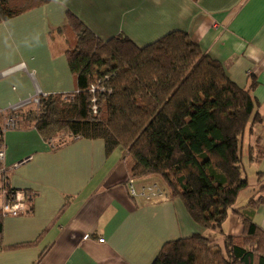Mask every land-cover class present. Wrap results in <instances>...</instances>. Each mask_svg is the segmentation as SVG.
Returning <instances> with one entry per match:
<instances>
[{
	"label": "crops",
	"instance_id": "crops-1",
	"mask_svg": "<svg viewBox=\"0 0 264 264\" xmlns=\"http://www.w3.org/2000/svg\"><path fill=\"white\" fill-rule=\"evenodd\" d=\"M70 14L100 40L122 35L138 48L184 32L237 87L254 83L263 123L253 138L245 134L248 186L231 209L259 195L264 153L251 162L248 148L264 134V0H44L0 22V114L36 94L76 92L68 45L59 33ZM2 131L8 186L29 200L28 213L3 217L0 264H153L168 242L199 234L221 245L224 236L243 233L230 210L222 234L195 223L179 199H145L139 194L144 186L166 191L156 176L134 179L138 193L130 196L125 151L107 155L101 139L53 143L30 117ZM247 215L264 231V203Z\"/></svg>",
	"mask_w": 264,
	"mask_h": 264
},
{
	"label": "trees",
	"instance_id": "trees-1",
	"mask_svg": "<svg viewBox=\"0 0 264 264\" xmlns=\"http://www.w3.org/2000/svg\"><path fill=\"white\" fill-rule=\"evenodd\" d=\"M43 1L0 0V22ZM66 32L72 36L65 38L66 56L76 92L41 98L30 118L42 138L101 139L107 155L123 149L129 179L158 177L169 199H179L205 229L223 234L229 210L239 216L241 236H224L221 245L199 234L168 242L153 264H264V231L247 215L264 203V187L245 207L231 209L248 186L245 134L263 123L254 83L237 87L181 31L138 48L122 35L100 40L70 14L59 33ZM260 142L257 137L248 148L249 161L262 157ZM3 217L0 211V251Z\"/></svg>",
	"mask_w": 264,
	"mask_h": 264
},
{
	"label": "built area",
	"instance_id": "built-area-1",
	"mask_svg": "<svg viewBox=\"0 0 264 264\" xmlns=\"http://www.w3.org/2000/svg\"><path fill=\"white\" fill-rule=\"evenodd\" d=\"M95 91H96V87L91 86L90 92L93 93ZM40 96H41L40 94H36L35 96L29 98L28 100L15 104L8 110L17 111L29 105H34V104L38 105ZM94 108L95 107H93V109ZM14 125L15 123L10 121L8 122V124H6V127H13ZM50 141H52V139H50ZM3 156H4V153L1 147L0 148V165H1L0 176L3 175V177L6 178L7 177L6 170L2 166ZM127 184H128L130 196L132 197L136 196L138 192L134 187V180L128 179ZM139 194L145 199H149L150 201H160V200L166 199L167 197L169 198L167 191L160 190L155 185L142 187ZM0 196L2 197V200H3L1 207H0V211L3 216H20V215L26 214L27 204L29 200L28 194H26V192L11 190L10 188H7L5 186L4 189L0 190ZM103 241H104L103 239L98 240V242L100 243H102Z\"/></svg>",
	"mask_w": 264,
	"mask_h": 264
},
{
	"label": "rangeland",
	"instance_id": "rangeland-1",
	"mask_svg": "<svg viewBox=\"0 0 264 264\" xmlns=\"http://www.w3.org/2000/svg\"><path fill=\"white\" fill-rule=\"evenodd\" d=\"M63 37L64 38H72V36H71V34H69V32L64 33ZM44 97L45 96H40L38 104L40 103L41 98H44ZM37 106L38 105L34 104V105H29L28 107L26 106V108L24 107V109H21L19 111H10V110L5 111L4 113L0 114V128L1 129L5 128L6 124H8V122H10V121L17 124L22 120V118H26V119L29 118L32 114H34V110ZM93 110H94L93 113L95 114L96 108H94ZM251 135L253 138V134H251ZM257 137H259V141L261 139L260 144L261 145L264 144V134H263L262 136H256V135L254 136V139H252V142L254 141L253 145L255 144ZM66 139H67L66 135L58 134L54 138H52V142L53 143H61V142L65 141ZM261 145H259V146H261ZM1 147H2V145L0 146V148ZM244 152H246V147L244 148ZM126 161H127V163L129 161L127 156H126ZM4 182H5V178L3 176H0V190L4 189V185H5ZM0 201L1 202L3 201L1 196H0ZM1 204L2 203H0V207H1Z\"/></svg>",
	"mask_w": 264,
	"mask_h": 264
}]
</instances>
